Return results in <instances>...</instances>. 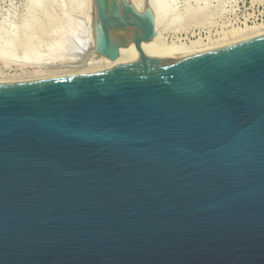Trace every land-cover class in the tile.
Listing matches in <instances>:
<instances>
[{
	"label": "water",
	"instance_id": "95a60500",
	"mask_svg": "<svg viewBox=\"0 0 264 264\" xmlns=\"http://www.w3.org/2000/svg\"><path fill=\"white\" fill-rule=\"evenodd\" d=\"M86 8L22 63L116 64L0 82V264H264V35L153 57L148 3Z\"/></svg>",
	"mask_w": 264,
	"mask_h": 264
},
{
	"label": "rangeland",
	"instance_id": "374dc122",
	"mask_svg": "<svg viewBox=\"0 0 264 264\" xmlns=\"http://www.w3.org/2000/svg\"><path fill=\"white\" fill-rule=\"evenodd\" d=\"M170 2L171 10H164L165 17L163 16L164 19L162 18L160 23L167 43L189 45L191 41H198L213 46L210 50L217 49L226 44L245 41L233 39V31L264 24V0ZM56 7L65 22L69 18L71 25L77 24L78 21L85 23L86 0H0V82L73 74L67 68L55 70L27 64L38 61L63 62L61 60L64 56L59 54L60 52L47 54L52 46L50 44H61L62 39L67 40L65 37H68L67 28ZM165 12H168L167 15ZM80 25L85 30V25Z\"/></svg>",
	"mask_w": 264,
	"mask_h": 264
},
{
	"label": "bare ground",
	"instance_id": "6f19581e",
	"mask_svg": "<svg viewBox=\"0 0 264 264\" xmlns=\"http://www.w3.org/2000/svg\"><path fill=\"white\" fill-rule=\"evenodd\" d=\"M139 1H140L142 9L145 6V4H147V3L149 4V6L151 7L152 12H153V22H154V34L150 38V40L146 42L145 48L142 51L143 53H145L149 56H153V57H170L171 58V57H177L180 55L201 53L204 51H208V50H210L211 47H213L210 45L202 44L198 41H196V42L191 41V43L189 45H182V44L178 45V44H174V43H167L164 36H163V33H162L163 29H162V26H160V23L165 17L164 10L166 11L167 8H168V10H171V8L169 9V7L171 5L170 0H139ZM171 1H173V0H171ZM167 13H166V15H167ZM189 15H191V14H189ZM178 18L179 17H177V19ZM181 20H183V19L181 18ZM80 23H82V25H85L84 21H81V22L78 21V23L74 25L78 29L79 33L84 32ZM230 34H231V32H230ZM260 35H264V24L259 25V26H254V27H245V29H243V30L232 32L233 39H239V40H241V39L247 40L248 38L251 39V37H257ZM65 38H67V40L62 39L63 42L61 44L59 42L55 43V45L50 44L52 46L50 48V51L47 48V51H49V53L47 52V54L49 55L50 53L53 54L56 52H60V53L64 52V53L68 54V51L72 54H76L77 50L74 47V45L72 44V42L70 41L69 36L68 37L66 36ZM65 40H66V42H64ZM228 41H230V40L228 39ZM217 45H223V44H217ZM124 49L132 61H135L138 58V52L133 51L129 47V45H128V47H126ZM37 53H39V52H36V54ZM39 54H37V55H39ZM39 56H41V55H39ZM62 56H64V57L61 61H72V60L80 59V57H78V56H69V55H62ZM119 60H120V54H119L118 58L113 60V61L108 59V58L93 57V58L86 59L84 62H82L80 64L57 66V67H48V68H55V70H60V68H67L68 71H70V73L71 72L81 73V72L95 71V70H100V69L110 67V66L116 64ZM41 75H45V74L41 73Z\"/></svg>",
	"mask_w": 264,
	"mask_h": 264
}]
</instances>
